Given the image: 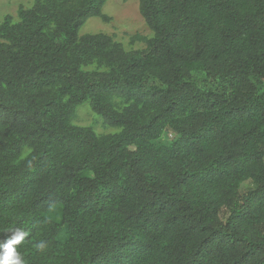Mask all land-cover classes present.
Masks as SVG:
<instances>
[{
  "label": "trees",
  "instance_id": "obj_1",
  "mask_svg": "<svg viewBox=\"0 0 264 264\" xmlns=\"http://www.w3.org/2000/svg\"><path fill=\"white\" fill-rule=\"evenodd\" d=\"M105 2L1 17L0 244L24 232V264H264V0H136L147 32L124 41L81 32Z\"/></svg>",
  "mask_w": 264,
  "mask_h": 264
},
{
  "label": "rangeland",
  "instance_id": "obj_2",
  "mask_svg": "<svg viewBox=\"0 0 264 264\" xmlns=\"http://www.w3.org/2000/svg\"><path fill=\"white\" fill-rule=\"evenodd\" d=\"M31 0H0V20L1 17L9 13L15 12L18 5H24ZM103 12L112 18L109 24L102 23L97 18H89L81 28L82 33H90L84 31L101 30L108 34L114 35L116 38L124 41L130 36L147 32L144 23L137 11L136 0H106ZM96 32V31H94ZM93 33V32H91ZM86 106L78 109L77 114L82 119L85 118ZM171 139L172 137L169 136Z\"/></svg>",
  "mask_w": 264,
  "mask_h": 264
},
{
  "label": "clouds",
  "instance_id": "obj_3",
  "mask_svg": "<svg viewBox=\"0 0 264 264\" xmlns=\"http://www.w3.org/2000/svg\"><path fill=\"white\" fill-rule=\"evenodd\" d=\"M25 238V233L16 230L7 242L0 244V264H24L20 254L16 251L15 246L20 244ZM43 248V243L37 245Z\"/></svg>",
  "mask_w": 264,
  "mask_h": 264
}]
</instances>
